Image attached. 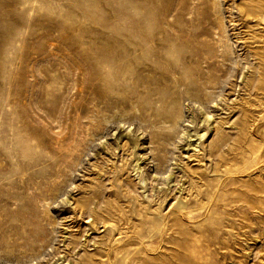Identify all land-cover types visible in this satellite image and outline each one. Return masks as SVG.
<instances>
[{"label":"rangeland","instance_id":"rangeland-1","mask_svg":"<svg viewBox=\"0 0 264 264\" xmlns=\"http://www.w3.org/2000/svg\"><path fill=\"white\" fill-rule=\"evenodd\" d=\"M253 9L0 0V264H264ZM136 29L163 41L152 62Z\"/></svg>","mask_w":264,"mask_h":264},{"label":"bare ground","instance_id":"bare-ground-1","mask_svg":"<svg viewBox=\"0 0 264 264\" xmlns=\"http://www.w3.org/2000/svg\"><path fill=\"white\" fill-rule=\"evenodd\" d=\"M240 11V10H239ZM246 13H248V14H250V15H252V16H254V17H258L259 16V18H260V20L262 21V18H263V13H262V11L261 10H259L258 11V13H256L255 11H254V9H253V12L252 11H250V10H244L243 12H241V13H239V15H241V16H244V15H246ZM260 15H262V16H260ZM138 29V28H137ZM136 29V31H134V38H135V41L137 42V43H134L133 45H132V49L134 50V51H138V50H140V49H143L144 50V55L146 56V58L148 59V61L149 62H152V56L151 55H149L148 53H154L155 52V47H151V45L150 44H152V42H156L157 43V45H158V48H160V46L163 44V41L161 40V39H159L158 37H156V36H154V35H150V34H148V33H146L145 31H142L141 32V30L139 31V30H137ZM175 40H177V37H174V38H171V40H170V44L168 45L171 49H174L175 51H176V48H179L178 46H176V45H172V43L175 41ZM165 44H166V40H165ZM264 55V52L263 53H261V55ZM260 55V56H261ZM158 84H159V86L161 87V88H159V89H146L145 91H144V95H145V97H152L153 99H163V98H165V94L164 93H162L163 91H164V89H165V87L164 86H162L161 85V80H159L158 81ZM260 85V84H259ZM108 88H110L109 86H107ZM257 88V87H256ZM259 88H260V86H259ZM261 90H264V89H262V87L260 88ZM257 91H259V89L257 90ZM260 92V91H259ZM259 95V94H258ZM259 101V100H258ZM261 103V102H260ZM172 107V105H170L168 108H169V110H170V108ZM172 109V108H171ZM207 115V114H206ZM262 115V114H261ZM261 118L258 120L257 119V122L255 123L256 124V126H255V128H258L259 126H260V124H261V122H262V120H263V116H260ZM211 116H210V114L208 115V116H206V119H204V121H206V122H208V121H211ZM205 134L203 133L202 135H200L201 137L202 136H204ZM191 139H192V137H191ZM192 140H194V139H192ZM220 145H222L220 142H215V144H214V146H213V148H216V150H215V152L214 153H216V154H218L220 151H221V149H220ZM217 146V147H216ZM212 148V149H213ZM214 151V150H213ZM212 151V152H213ZM170 187V186H169ZM166 191V190H165ZM164 192V191H163ZM168 193V192H167ZM187 193V192H186ZM161 194V193H160ZM169 194V193H168ZM199 194H201V191L199 192ZM163 195H164V193H163ZM193 195V194H192ZM167 194L165 195V196H159V198H158V200L160 201H158L159 202V207L167 200ZM191 196V195H190ZM158 197V196H157ZM194 198V197H193ZM186 199L187 198H182V202L184 203L183 205H185V204H187V202H186ZM157 200V199H156ZM155 200V201H156ZM169 200V199H168ZM194 201V200H193ZM195 202H198V200L197 201H195ZM180 203V202H179ZM178 203V204H179ZM177 205V204H176ZM149 208V207H148ZM158 209V208H157ZM156 209V210H157ZM149 211V210H148ZM158 211V210H157ZM143 212V211H142ZM147 212V211H146ZM147 213H149V212H147ZM158 215H159V212H158ZM156 216V215H155ZM142 217V216H141ZM160 217V216H159ZM107 219V218H106ZM160 219V218H159ZM109 220H112V219H109ZM116 220V219H115ZM119 220V219H118ZM148 220V219H147ZM161 220V219H160ZM146 221V220H145ZM163 221V220H162ZM119 222V221H118ZM116 223V222H115ZM147 224H148V222H146ZM144 224H145V222H144ZM161 224V223H160ZM163 225V223L161 224V226ZM149 227H151V226H149ZM153 228V227H152Z\"/></svg>","mask_w":264,"mask_h":264}]
</instances>
